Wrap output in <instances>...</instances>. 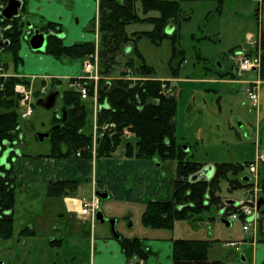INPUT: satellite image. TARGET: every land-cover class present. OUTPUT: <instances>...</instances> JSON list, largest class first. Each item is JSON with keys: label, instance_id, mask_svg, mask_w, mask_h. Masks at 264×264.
Wrapping results in <instances>:
<instances>
[{"label": "trees", "instance_id": "obj_1", "mask_svg": "<svg viewBox=\"0 0 264 264\" xmlns=\"http://www.w3.org/2000/svg\"><path fill=\"white\" fill-rule=\"evenodd\" d=\"M6 1V0H5ZM24 2V14L27 15L29 0ZM181 0H99V59L100 74L112 81H100L98 84V139L95 147L97 159L110 158L124 144L125 156L137 160L176 161L177 173L174 181V195L170 201L150 202L143 215L142 225L151 230L173 231L176 223L192 221L213 206L224 207L222 198L218 195L222 179L231 175L238 176L245 165L222 163L215 165L212 179L192 181L191 178L199 173L204 165L191 159L190 153L184 149V143L177 134L176 117L178 111L177 96L161 94V82H134L126 80V70L135 76L147 78L157 77L137 43L148 39L154 45H160L166 38H171L173 44L177 40V30L167 33L168 28L178 21L181 15ZM264 2V1H263ZM140 6V8H138ZM141 12V15L139 14ZM151 13H158L152 16ZM0 15V24H1ZM96 18L92 23L94 32ZM135 24L151 25L148 31L129 34L127 28ZM26 20L23 18L14 22L7 32L10 43L0 52V66L9 70V59L17 68L22 63L19 53L25 34ZM47 36L45 54L57 60H71L84 62L95 53L94 42H82L72 46L64 44L61 37L62 26L48 22L41 27ZM253 51H251L252 53ZM174 56H180L175 49ZM123 68V70H121ZM172 79L180 74L173 68ZM217 73L218 78L234 77V74ZM260 78L264 81V30L263 53ZM28 81L14 76L0 78V145L9 143L15 145L21 141L22 119L20 113V97L15 93V86ZM80 83L89 87L90 98L83 100L75 84ZM47 83L43 82L42 85ZM70 88L62 91L61 112H54L50 132L51 150L47 157L77 159H92L94 151L93 114L94 86L86 80L73 79ZM62 88V81L54 79L51 88ZM76 87V88H75ZM176 88V87H175ZM39 98V92L35 93ZM33 106H36L34 103ZM58 130L52 128L59 126ZM115 125V128L107 126ZM14 170L0 167V240L11 241L15 234V208L17 204V187ZM247 176L231 180V190L248 189L251 187ZM264 189V180L260 178ZM79 183L76 181L53 183L49 194L57 198L71 197L77 194ZM260 213H264V210ZM229 211H236L235 207H228ZM262 220V219H261ZM24 232V231H23ZM23 232L21 234H23ZM53 241L52 245H60ZM122 245L127 259L140 261L148 259L144 240L133 237L122 239ZM213 242L207 240L177 239L173 241V264H225L222 261H210L209 252Z\"/></svg>", "mask_w": 264, "mask_h": 264}, {"label": "rangeland", "instance_id": "obj_2", "mask_svg": "<svg viewBox=\"0 0 264 264\" xmlns=\"http://www.w3.org/2000/svg\"><path fill=\"white\" fill-rule=\"evenodd\" d=\"M36 1L37 0H29V3L34 5ZM92 1L93 0H88V6L81 16L84 15L82 18L88 19L89 25L86 35L90 37L89 41L94 42L96 46L97 42L100 44L99 21L98 14L96 17ZM263 1L264 0H181V15L179 16L178 21L172 24L167 30V33L169 34H172L175 29L177 30V40L175 44H173L171 38L164 39L158 46L152 44L146 38L141 39L137 43V47L145 57L147 63L153 67L156 72L157 77H144L148 79L147 81H159L162 83V81L166 80L161 78L173 77V68H176L179 71V78L181 79H209L211 77H217V73L219 72L218 70H220L221 73L230 75L234 74L235 77V73H233V71L236 69V82L247 83L249 86H229L230 91L233 88L237 89V93L235 95H231L229 90L222 92V108L224 110L223 121L217 117L211 118L209 116H206V119L211 120L210 126L212 133H214L219 139L225 137V144L219 145L216 141L215 143H210L207 147L201 148L197 152L194 149L193 151L191 150V153L196 154L193 158L191 157V159L195 162L198 161L205 163L212 161L219 162L218 164L229 162L230 164L237 165V163H239L240 165H245L246 163H250L254 160L253 154L255 152V144L257 142L256 123L254 120L255 112L259 110L260 102L259 99L256 103L251 101L253 108L250 107L248 103L249 98L245 96V90L249 91L252 87V83L250 82H253V79H250L249 77V79H246V77L248 75L250 76L251 73H255V71L243 73L239 72L241 75L239 76L237 74L238 67L235 64V56L236 53H240L243 50L251 51L254 49L253 52L256 51L258 44L256 48H253L252 43L255 44L257 40L259 41V44L261 43L263 48ZM68 2L70 1L68 0ZM97 2L99 6V0H97ZM36 6L39 7V9L36 7L39 11L30 12L28 9L26 15L28 26L31 25L32 28L34 27L33 35L38 30L40 31V28L48 22L56 21L54 19H49L48 14H44V12L47 13V10L41 7V4H37ZM69 7L71 8L69 11L70 19H68L67 12L65 13L67 21L71 20L72 14L75 13L78 15L79 12L77 5L74 7V5L70 3ZM138 8H140V6H138ZM139 14L141 15V12H139ZM151 15L157 16L158 13H151ZM57 16L58 14L55 15L56 18ZM95 18V28L94 32H92V23ZM66 20L63 21L64 26L62 28V36L65 35V31L69 30ZM74 21L77 24L76 15L74 16ZM151 29V25L135 24L129 26L127 31L129 34H132L134 32L148 31ZM250 35L253 36L252 41L249 40ZM30 38L31 37L27 35L22 42V47L19 53L22 58V63L18 65L17 68L14 67V64L9 59V55L6 53L5 57L10 66L8 71L5 70V73H7L8 76L14 75V72L25 73L28 71L31 59H35L34 61L39 59L38 62H35L36 66H34V70L38 74L52 72L51 66L48 63L50 60L83 63V72H85V64L90 60L91 56L84 62L57 60L52 56L45 54V52L33 51L29 44ZM65 44H67V42H65ZM174 45L175 49L181 53L177 58H173ZM98 48L99 45L96 47L95 53H98L99 55ZM95 53L93 55H95ZM121 70H123V68H121ZM100 77V81L104 80L106 82H110L113 80V78H104L101 74ZM26 78L30 79L35 89L45 87L47 90L46 95L54 89L51 88V84L54 79L62 81L61 91H65L70 88L71 80H73V78L67 77L53 78L45 76L44 79H46L48 83L40 86L39 81L40 79L42 81V76H30ZM36 79L38 80L36 81ZM259 82L261 85V81ZM173 85L176 87L174 89V94H169V96H177L178 99L176 122L180 126L179 129L182 130V134L185 136L186 142L191 143L192 145L197 142L199 143L201 139L204 138L201 133L198 134L201 127L200 121L202 122L203 120L202 117L199 116V113L190 114L189 111L192 108V102H195V104L199 103L200 98L198 95L202 96V94H209L210 91L208 90H210L211 87L210 85L200 82H175ZM74 86H76V84ZM224 87L227 89V85H224ZM46 95L39 96V98H44ZM94 97L95 96L92 98L94 103V114L92 118L93 131H97V142L98 125L97 113H95V102L98 101H95ZM215 100L216 98H212V96L206 97V103L209 105L208 108L217 107V101ZM56 106L57 112H61V98L58 99ZM53 117L54 112H49L41 107L34 106L33 114L24 120L22 119L21 141L17 146L18 150L28 155L44 153L49 155L51 153L49 138L44 142H40L38 134L47 133L52 126L51 123L53 121ZM228 138H232V141ZM215 144L217 145L215 146ZM123 148L124 144L118 149V154L121 153ZM261 151H264L263 147H261ZM231 154H235L236 158L233 159ZM212 156L214 159L211 158ZM111 158L112 156L110 158H101L100 160ZM91 160L95 163V161L99 159L93 155ZM156 161L164 163L160 160ZM259 168V177L264 180V164H261ZM93 173L92 193L94 191L97 192L98 188V180L94 171ZM246 173L247 169H244V171L238 176L231 175L229 178L221 180L218 195L223 199V201L236 200L237 202L243 203L251 200L248 195V190L252 187L248 189L231 190L230 181L238 179V177H241ZM17 202L18 214L19 216H22V219H19L16 222L14 239L7 243L9 246L12 245L11 250L5 252L8 247L7 244L0 243V257H2L1 260L6 261V264H89L92 252H94V239L99 238L101 230L103 229H105L106 232H112L111 221H116L115 217H113L114 215H117L118 217L124 216V208L121 205H114L110 200L102 199L100 211H103L102 213L104 214L106 220H109V222L102 225L97 220L94 233L91 229V224L88 222L89 226L87 227V230L85 229L86 236L78 238L75 243H72L74 239L66 238L64 246L58 244L52 245L51 243L54 239H51L52 237L50 236V231L49 233L43 232V234L39 235L36 239L24 238L18 243L15 239H17L18 232L22 228V221L31 223L36 220V215L31 211L25 210L33 206V201L31 198L26 197L20 190H18L17 193ZM46 206L51 207L47 204ZM56 207L57 206L54 205V208ZM224 207H227V205L224 204ZM58 210L59 208L56 209V214ZM262 210H264V206ZM49 211L52 210L49 209ZM230 212L231 211H229V213ZM56 214L53 212V214H50V217L47 216L45 218V224L49 225L53 231L55 226H60L62 224L61 218L55 216ZM227 222L230 223V226H227ZM121 227L122 226L117 227L116 224L117 233L119 230H122ZM243 227L244 222L242 220L232 221L228 219L226 215L222 216L221 209L219 207L213 206L207 212H204L200 216L196 217L195 220L176 223L174 230L168 232V235L175 238V240L180 238L187 240H207L213 242V246L209 252L210 261H222L225 264H254L252 260L255 251L254 243L264 244V213H260L258 235L256 238H254L252 230L251 232H245ZM251 228L253 229V226ZM142 229L147 230V228L142 225L140 215L136 214L133 221L129 225V229L127 230L134 237L140 238L143 234ZM232 243H237V245H232ZM140 261L143 264H146L148 260L142 259ZM128 262H130V260H128L127 263Z\"/></svg>", "mask_w": 264, "mask_h": 264}, {"label": "crops", "instance_id": "obj_3", "mask_svg": "<svg viewBox=\"0 0 264 264\" xmlns=\"http://www.w3.org/2000/svg\"><path fill=\"white\" fill-rule=\"evenodd\" d=\"M69 1L70 2H68V0H37L34 5L28 3L27 10L29 9L30 12L39 11L36 8L38 6L36 5L41 4V7L47 10V13L44 12V14H48L49 19L56 20L53 22L61 25L63 28V21L67 18L65 16L66 12L68 19H70V3H72L74 7L77 5L79 11L78 15L74 13L72 14L71 20H66L69 30L65 31L64 36H61L64 39V44L67 42L65 45L72 46L77 43L89 41L90 39V37L86 35L89 25L88 19H83L82 17L84 15L81 16L88 6V0H76L77 2L74 0ZM92 4L97 17V0H93ZM56 14H58L57 18L55 17ZM75 15L77 16V24L74 21ZM27 21L28 20H26V22ZM34 60L35 59L30 60L29 70L25 73L14 72L13 74L22 77L42 76V81L39 78V85L41 86L43 81L48 83V81L44 79L45 76L75 79L77 77H81L84 73L83 63L50 60L48 63L51 66L52 72L38 74L35 72L34 66H36L35 62H38L39 59L37 61ZM233 73H235L234 78L231 76L226 78L211 77L209 79L161 78L166 81L172 80L173 84L175 82H200L210 85L211 87V89L208 90L210 91L209 94H202V96L198 95L200 98L199 103L195 104V102H192V108L189 111L190 114L199 113V116L202 117L203 121H200L201 127L198 134L201 133L204 138H202L199 143L197 142L193 145L186 142L185 136L182 134V130L179 129L180 126L176 122L178 137L181 141H183L184 149L190 153L192 158L196 155L191 153V150L193 151V149L197 152L201 148L207 147L210 143H215L216 141L219 145L225 144V137L219 139L214 133H212L210 126L211 120H207L206 118L208 116L211 118L217 117L223 121L224 110L222 108V92L229 90L231 95H235L237 93L236 88H233L231 92L229 86L245 85L249 87L247 83L236 82V69ZM259 75V73L255 72L246 77V79H253L252 81H261L259 89L260 107L259 110L255 112L254 120L256 123L257 135V142L255 144L256 149L253 154L254 160L256 159L258 153H264V151H261V147L264 149V81L259 77ZM37 80L38 79H36V81ZM224 85H227V89ZM246 91L247 90H245V96L248 98ZM209 96L216 98V108H208L209 105L206 103V97ZM248 103L249 106L253 108V104L250 99ZM228 139L232 141V138ZM217 144H215V146ZM124 152L125 148H123L119 154L117 151L111 159H99L94 163L91 159L81 157H77V159L52 158L49 156L47 157V153L28 155L18 150V157L14 163V173L17 187L16 192L18 193V190H20L26 197L32 199L33 206L25 210L31 211L35 214L36 220L31 223L22 221V228L18 232L17 238H19V240H23L24 238L36 239L39 235H42L43 232L49 233L50 231V236L52 237L51 239H54L53 241H59L58 243L64 246L66 238L74 239L72 243H75L78 238L86 236L85 229L87 230L90 221L80 214L82 208L81 201L83 198H89L92 194V175L94 174V171L98 180L97 192L107 194L109 196L107 199L114 205H121L124 208V216H113L116 219L117 227L122 226V230L118 231V235H120L119 239L114 236L113 232H106L105 229L101 230L99 238L94 239V252H92L89 264H126L128 259L123 249L122 239L134 237L127 230L129 229V225L133 221L136 214L140 215L142 219V215L150 202H165L173 199L177 163L176 161L159 163V161L156 160L131 159L125 157ZM231 155L233 156V159L236 158L235 154ZM211 158L214 159L213 156ZM198 163L203 164L204 167H215V165L219 162L210 161ZM245 176H249L248 172ZM67 181H76L79 183V188L75 196L57 198L49 194V188L53 183ZM234 202L239 203L236 200ZM46 204L51 206L53 209L51 207H47ZM54 205L57 207L54 208ZM57 208H59V210L56 214ZM49 209L55 212V216H58L62 220V224L60 226L54 225V231L49 227V225L45 224V218L47 216L50 217V214H53V212L49 211ZM100 212L102 213L103 211L101 210ZM15 219L16 222L19 219H22V216H19L18 214L17 205L15 208ZM104 219L106 220L105 216ZM108 222L109 220H106V223H99L105 225ZM91 229L94 233L96 225L94 228L91 225ZM21 232H23V234L20 235ZM142 233L143 234L140 238L144 240V244L148 252V261L146 264H173V241L175 238L168 235V231H152L150 229H142ZM254 245L255 251L252 259L253 263L263 264L264 244L254 243Z\"/></svg>", "mask_w": 264, "mask_h": 264}, {"label": "built area", "instance_id": "obj_4", "mask_svg": "<svg viewBox=\"0 0 264 264\" xmlns=\"http://www.w3.org/2000/svg\"><path fill=\"white\" fill-rule=\"evenodd\" d=\"M249 40H253V36H249ZM252 43V42H251ZM258 44V48L256 51L252 52L243 50L240 53H236L235 56V64L238 67L237 74L243 73V72H257L260 74L261 70V61H262V53L263 48L261 46V43L259 44V41L255 44L252 43L253 48H256ZM99 43L97 42L96 47H98ZM254 50V49H253ZM128 75L125 77L126 80L134 81V82H144L147 81V78H144V76H135L131 73V71L126 70ZM18 79L21 80H29L26 77L22 76H16L12 75ZM12 76H8L7 73H5V69L0 66V78H10ZM78 80H86L91 85L94 86V98L95 101H98V83L101 79L100 77V71H99V55L98 53H95V55L91 56L90 60L86 62L85 64V72L83 76L78 77ZM252 87L247 91L248 98L256 103L259 99L258 96V90L260 82L253 81ZM174 85L173 81H162L161 83V94L169 96V94H174ZM78 90L81 94V97L83 100H88L90 98L89 95V87H86L85 85H82L78 83ZM36 91L39 92L40 96H44L47 94V90L45 87H41L39 89H35L33 87V83L30 81V84L27 83H19L15 86V93L20 97V113H21V119H25L30 117L33 114V104L35 102V93ZM95 113L98 112V104L95 102ZM115 128V125L107 126V128ZM94 151L93 155L95 154V147H96V138H97V131L94 130ZM78 157H81V154L78 153ZM261 164H264V153H258L256 159L247 165H245V169H247L248 175L250 177V184L251 187L248 190V195L251 198L249 202H243L240 204L239 207L236 208V211L231 212L230 214H227L226 216L228 219L232 221H240L242 220L244 222L243 230L245 232H251L254 236V238L258 235V226L260 221V211L258 209V204L261 199H264V189L261 187L260 184V177H259V167ZM94 191V190H93ZM82 208H81V216L87 218L92 227L96 225L97 222V215L100 211V205H101V199L98 196L97 192H93L89 198H83L82 201ZM253 226V229L251 228ZM232 245H237V243H232ZM127 264H143L141 261H130Z\"/></svg>", "mask_w": 264, "mask_h": 264}, {"label": "water", "instance_id": "obj_5", "mask_svg": "<svg viewBox=\"0 0 264 264\" xmlns=\"http://www.w3.org/2000/svg\"><path fill=\"white\" fill-rule=\"evenodd\" d=\"M24 2L22 0H9L8 5L5 6L3 9L1 16L7 19L8 21H12L13 18H18L20 16V12L23 8ZM4 7V6H3ZM1 7V8H3ZM14 11V15L7 16L6 12H12ZM30 28H32L31 25H29ZM5 29H2L0 27V52L4 51L6 47L9 46V42H6V44L3 42V37L5 33ZM30 40L29 44L33 51L35 52H46L47 48V35L45 33H42L41 30L37 31L34 35L30 32ZM62 97V91L61 88H54L52 91L49 92V94L44 98H39L36 101V106L41 107L49 112H57V101L59 98ZM60 128L59 126H55L52 128V131L58 130ZM50 138V132L47 133H40L38 134V139L40 142H44L46 139ZM187 149V147H186ZM11 151H6L3 154V157L0 158V165H4L7 162V159L10 155ZM215 173V167L208 166L204 167L199 173L194 175L191 180L192 181H199L201 179L210 180L214 176ZM244 181H249V177L244 178ZM98 196L101 199H107L109 196L105 193H98ZM227 206H236L239 203H235L234 201H225L224 202ZM264 205V199H261L258 204V209L260 210ZM223 214V211L221 212ZM97 220L101 223H106V220L104 219V215L99 212L97 215ZM112 225V232L114 233V236L119 239L120 235H118L116 231V221H111ZM227 226H230V223L227 222Z\"/></svg>", "mask_w": 264, "mask_h": 264}, {"label": "flooded vegetation", "instance_id": "obj_6", "mask_svg": "<svg viewBox=\"0 0 264 264\" xmlns=\"http://www.w3.org/2000/svg\"><path fill=\"white\" fill-rule=\"evenodd\" d=\"M8 2H9V0H0V15H1V13H2V11H3V9L5 8V6H7L8 5ZM4 6V7H3ZM1 7H3V8H1ZM23 9H24V5H23V8H22V10H21V12H20V16L18 17V18H13V20L12 21H8L7 19H5L4 17H2L1 18V24H0V27L2 28V29H5L6 31H5V33H4V37H3V42L6 44V42H8V39H7V32L13 27V25H14V22H17V21H19V19H22V21H23V18L25 19V20H27V17L25 16V14H24V11H23ZM6 14H7V16H12V15H14V11H12V12H6ZM34 28V27H33ZM33 28H29V26H28V22H26V26H25V30L24 31H26L25 32V37L27 36V35H29L30 36V32L31 33H34L33 31H34V29ZM41 30V29H40ZM42 33H45V32H43V31H41ZM46 34V33H45ZM47 35V34H46ZM48 36V35H47ZM23 40L24 39H22V42H23ZM18 144L19 143H15V145H10L9 143H5V146L4 145H0V147H1V150H0V158H2L3 157V154L6 152V151H11V153H10V155H9V157H8V159H7V162L4 164V165H0V167H5L6 169H13L14 170V163H15V160H16V158L18 157V148H17V146H18ZM15 176V175H14ZM15 183H16V181H15ZM17 205V204H16ZM16 220V219H15ZM15 225H16V222H15ZM22 233V232H21ZM21 233H20V235H21ZM14 237H15V235H14ZM14 237H13V239H14ZM16 240V242H21L22 240H19V238H17V239H15ZM12 241V240H11ZM8 242H10V241H8ZM8 242H4V241H2V240H0V243H8ZM7 250L5 251V252H7V251H9V250H11V246H9V244H7ZM6 254V253H5ZM1 258L2 257H0V264H6V261H4V260H1Z\"/></svg>", "mask_w": 264, "mask_h": 264}]
</instances>
